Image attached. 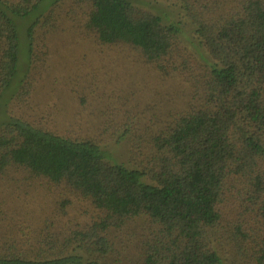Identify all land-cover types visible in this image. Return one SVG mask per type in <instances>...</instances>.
Here are the masks:
<instances>
[{
	"label": "trees",
	"instance_id": "obj_1",
	"mask_svg": "<svg viewBox=\"0 0 264 264\" xmlns=\"http://www.w3.org/2000/svg\"><path fill=\"white\" fill-rule=\"evenodd\" d=\"M62 1L0 0V100L20 74L19 23L28 21L30 61L39 21ZM72 1L101 45H128L164 75H184L191 101L129 134L133 168L92 139L4 117L0 173L63 186L98 220L60 253L6 249L0 264H264V0H179L208 63L182 47L179 23L136 0Z\"/></svg>",
	"mask_w": 264,
	"mask_h": 264
},
{
	"label": "rangeland",
	"instance_id": "obj_2",
	"mask_svg": "<svg viewBox=\"0 0 264 264\" xmlns=\"http://www.w3.org/2000/svg\"><path fill=\"white\" fill-rule=\"evenodd\" d=\"M135 6L179 23L182 47L208 63L179 0H136ZM85 9L63 0L46 14L35 29L30 61L28 21L19 23L20 74L0 100V123L9 116L27 118L72 139H92L133 168L129 134L162 126L166 116L187 108L191 81L177 72L164 75L128 45H101L85 27ZM97 220L90 203L63 186L31 181L14 168L0 173V251L60 253L69 237Z\"/></svg>",
	"mask_w": 264,
	"mask_h": 264
}]
</instances>
